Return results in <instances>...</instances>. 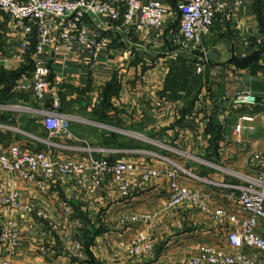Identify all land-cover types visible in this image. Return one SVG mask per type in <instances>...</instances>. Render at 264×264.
<instances>
[{"label": "crops", "instance_id": "obj_1", "mask_svg": "<svg viewBox=\"0 0 264 264\" xmlns=\"http://www.w3.org/2000/svg\"><path fill=\"white\" fill-rule=\"evenodd\" d=\"M139 1L165 6L163 25L126 30L121 21L100 17L94 24L88 19L89 29L99 27L106 39L94 63L80 45L56 56L37 54L36 38L23 52L24 35L0 13V69L22 68L31 74L37 59L46 62L49 80L59 90L61 111L69 117L66 129L49 131L40 112L51 107L52 94L41 102L31 92L12 91L13 99L4 102L0 85V152L18 145L45 151L57 161H129L136 167L126 175L132 180L145 168H175L181 184L210 194L209 209L187 203L169 207L166 173L124 196L111 176L103 178L95 192L87 172L70 178L57 175L43 190L42 177L24 179L0 168V187L16 189L21 205L11 209L0 204V236L11 227L19 232L15 247L0 241V264H189L202 244L264 262V252L246 245L233 248L228 234L236 226L228 220L216 222L211 215L224 209L249 217L223 195L229 188L221 184L245 185L244 177L264 170V162L253 156L264 153V2L224 0L230 17L218 16L199 49L188 51L175 42L185 0ZM107 89L112 91L105 106ZM241 91L255 94L257 104L234 108L225 102ZM139 132L162 136L168 145L160 153L142 152L122 140ZM178 153L194 155L197 165L176 161L182 159ZM141 213L153 214L154 222L132 220ZM140 232L154 242L147 258L130 251ZM257 232L264 237V220Z\"/></svg>", "mask_w": 264, "mask_h": 264}, {"label": "built area", "instance_id": "obj_2", "mask_svg": "<svg viewBox=\"0 0 264 264\" xmlns=\"http://www.w3.org/2000/svg\"><path fill=\"white\" fill-rule=\"evenodd\" d=\"M236 2L240 4L242 0ZM0 13L8 19L13 30L24 35V41L21 43L23 52H28L32 39L36 38L37 54L56 56L61 51L70 52L75 45H80L88 50L92 57L91 63H94L106 39L99 27L89 29L88 19L94 24L100 17L107 18L111 23L121 21V26L126 30L159 28L163 25L168 9L160 2L143 4L139 0H0ZM180 13L179 35L175 42L188 51L199 49L203 37L209 33L218 16L230 17L224 0H185L180 6ZM202 68L203 66H198L197 69ZM49 75L50 68L47 63L37 59L34 71L24 74L17 81L14 91L31 92L41 102L52 94L51 107L41 110L40 114L49 131H61L66 129L69 117L61 111L59 90L51 84ZM224 99L234 108L255 106L258 102L257 96L250 91H241L229 99ZM3 107L0 103V109ZM240 129L241 126L238 125L237 131ZM253 156L264 162V153H256ZM0 168L17 173L24 179L34 180L42 177L43 190L56 180L57 175L70 178L77 174L86 175L87 172L94 182L91 191L95 192L103 178L111 176L124 196L147 187L154 178L166 173L171 189L169 207L187 203L195 209L207 211L211 198L208 193L181 184L176 177L175 168L165 172L149 167L145 168L138 178L129 179L126 175L135 172L136 167L134 163L124 160L92 158L87 164L57 161L45 151H32L13 145L8 152H0ZM244 178L245 185L221 186L224 189L229 188V192L226 191L223 195L239 210L247 212L249 217L241 218L224 209H217L212 212V219L219 223L228 220L236 226L228 234L233 248L241 249L246 245L264 252V237L257 232L259 223L264 220V170H259L254 177ZM12 184L14 186L16 182ZM0 204L11 209H20L19 192L16 189L7 192L0 187ZM27 209L32 210L31 207ZM154 218L150 213L132 216V220L146 224L154 222ZM0 241H10L15 247L19 241L18 230L14 227L5 230L0 236ZM199 250V255L191 258L189 264H264L242 252L229 254L209 244H202ZM130 251L133 256H150L154 251V242L147 233L140 232L132 241ZM4 264L14 263L6 261Z\"/></svg>", "mask_w": 264, "mask_h": 264}, {"label": "rangeland", "instance_id": "obj_3", "mask_svg": "<svg viewBox=\"0 0 264 264\" xmlns=\"http://www.w3.org/2000/svg\"><path fill=\"white\" fill-rule=\"evenodd\" d=\"M14 87H15V84H14ZM14 87L12 90L13 92H15ZM20 111H21L20 113H24L26 110L21 109ZM83 121H84V119H83ZM140 133H142V132L130 133L128 136L126 134V136L124 138H122V140H125V142L127 144H132L134 149L138 148V149L143 150L142 152H145L148 150V151H154V152L160 153L161 149L166 148L164 145L166 143V140L164 137H162V136L161 137L160 136L159 137H151V136L142 135ZM127 138H130V139H127ZM170 153L174 154V152H172V151H170ZM177 155L179 157H181L182 159L176 157V159H177L176 161L179 160L181 163H184V161L190 162V160H191V164H195L194 162H192L193 160H195L194 155L191 154V156H188L187 153H178ZM195 165H197V164H195ZM133 179H135V178H133ZM149 185L150 184H148V186ZM145 258H147V257H145Z\"/></svg>", "mask_w": 264, "mask_h": 264}, {"label": "trees", "instance_id": "obj_4", "mask_svg": "<svg viewBox=\"0 0 264 264\" xmlns=\"http://www.w3.org/2000/svg\"><path fill=\"white\" fill-rule=\"evenodd\" d=\"M24 69L20 68L18 70H12V71H6L3 69H0V85L2 86L1 89V99L4 102H8L13 99L14 95L12 93L14 84L18 78L21 77L22 74H24ZM113 86V85H111ZM112 90L107 89L106 93L103 94V104L109 105V97L110 92Z\"/></svg>", "mask_w": 264, "mask_h": 264}]
</instances>
